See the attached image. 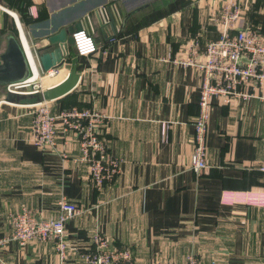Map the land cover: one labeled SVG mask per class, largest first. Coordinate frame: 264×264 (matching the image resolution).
<instances>
[{"label":"crops","instance_id":"crops-1","mask_svg":"<svg viewBox=\"0 0 264 264\" xmlns=\"http://www.w3.org/2000/svg\"><path fill=\"white\" fill-rule=\"evenodd\" d=\"M223 1L0 0V238L24 209L40 220L57 218L64 197L80 208L66 223L65 262L53 242H10L0 249L6 264H75L97 232L129 250L134 264H186L191 254L201 264L263 263L264 102L215 100L209 167H189L203 80L180 60L190 41L204 48L219 37ZM242 2L243 26L264 33V0ZM78 22L98 50L80 56L74 45L48 76L38 57L54 49L50 36ZM75 65L77 86L48 102L54 114L77 106L107 117L100 133L121 174L101 189L76 134L61 129L47 151L30 141L38 94L7 100L9 84L36 76L48 89Z\"/></svg>","mask_w":264,"mask_h":264},{"label":"built area","instance_id":"built-area-1","mask_svg":"<svg viewBox=\"0 0 264 264\" xmlns=\"http://www.w3.org/2000/svg\"><path fill=\"white\" fill-rule=\"evenodd\" d=\"M243 9L242 0H224L214 19L220 27L219 37L207 41L204 48L198 38L190 41L186 46V56L180 60L181 64L196 68L203 80L189 164L190 169L197 174L209 167L207 134L215 100H220L224 105L235 100L260 99L264 102V33L243 26ZM75 47L80 56H88L98 50L95 38L85 30L75 33ZM57 71L58 68L47 74L54 76ZM44 90L42 83L33 76L22 82L11 83L7 88L8 93L17 95L38 94ZM30 107V141L40 150L53 148L61 129L65 134L73 132L79 139L83 159L89 165L93 186L101 189L121 174V161L110 153L107 140L100 133L102 126L108 123L105 115L77 106L54 114L48 101H38ZM261 169L264 171V165ZM59 210V216L52 219L39 220L26 209L11 215L13 232L0 238V249L10 242H18L21 246L53 242L65 262L69 249L66 223L80 212V208L64 197L59 202ZM0 264H6L1 255ZM75 264H134V260L129 250L113 247L106 235L97 232L92 247ZM186 264L201 262L191 254Z\"/></svg>","mask_w":264,"mask_h":264},{"label":"water","instance_id":"water-1","mask_svg":"<svg viewBox=\"0 0 264 264\" xmlns=\"http://www.w3.org/2000/svg\"><path fill=\"white\" fill-rule=\"evenodd\" d=\"M82 25L79 22L71 24L50 36L49 44L54 49L49 52H43L38 57L39 65L43 72L47 73L51 70L64 67L70 48L75 45V33L83 30ZM27 59L30 63V59ZM79 79L78 66L75 65L65 80L38 93L40 101L56 100L67 95L77 86ZM16 98V93H8V101H15Z\"/></svg>","mask_w":264,"mask_h":264},{"label":"bare ground","instance_id":"bare-ground-1","mask_svg":"<svg viewBox=\"0 0 264 264\" xmlns=\"http://www.w3.org/2000/svg\"><path fill=\"white\" fill-rule=\"evenodd\" d=\"M27 49H28V48H27ZM28 55H29V59H30V61H31V64H32L34 70L36 71V65H35V62H34V60H33V58H32V55H31V52L29 51V49H28ZM35 78H36V76H35ZM36 79H37V78H36Z\"/></svg>","mask_w":264,"mask_h":264}]
</instances>
